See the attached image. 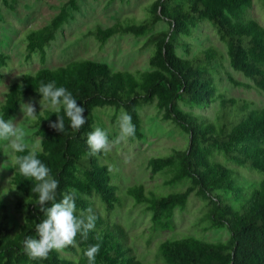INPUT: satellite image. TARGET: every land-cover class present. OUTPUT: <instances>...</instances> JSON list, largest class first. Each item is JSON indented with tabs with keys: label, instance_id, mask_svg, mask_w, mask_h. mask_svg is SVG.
<instances>
[{
	"label": "trees",
	"instance_id": "16d2710c",
	"mask_svg": "<svg viewBox=\"0 0 264 264\" xmlns=\"http://www.w3.org/2000/svg\"><path fill=\"white\" fill-rule=\"evenodd\" d=\"M2 1L11 11L17 2ZM261 1L264 8V0ZM252 5L253 0H154L146 8V17L138 22L117 21L91 31L101 44L115 34L145 37L144 44L150 47L148 68L135 71L114 70L105 62L82 58L62 66H44L46 49L61 27L73 18L72 11L79 9L77 0L62 5L47 24L28 30L25 60L38 56L42 66L23 73L8 86L0 115L8 120L25 99H42L36 91L41 81H55L57 87L63 86L72 93L78 106L85 108L86 124L78 131L72 129L63 107L56 114L51 108L36 111L32 128L34 136L39 137V148L34 150L59 181L56 202L64 192L75 189L77 214H87L91 208L97 219L86 241L77 235L78 248L52 251L44 260L30 259L23 241L29 236L36 237L35 226L45 217L38 204V194L32 191L35 182L23 177L13 162L12 201L23 214V221L14 231L9 223L8 205L0 196V264H88L83 253L89 245L97 243L101 247L95 264H148L133 253L124 226L96 211L91 196L99 195L107 211L114 209L118 197L111 182L110 166L100 160L104 152L89 155L86 143L88 133L96 127L94 110L105 106L114 107L113 120L120 109L130 114L135 135L129 141L141 140L139 110L147 104H154L161 120L188 135L184 149H173L168 155L148 159L150 176L163 172L166 184L185 180L188 184L183 190L165 196L142 184L128 187L127 194L150 214L152 231L173 229L175 211L185 209L191 194L203 200L207 207L203 216L207 225L203 230L228 231V237L220 241L195 236L164 239L157 248L162 264H264V178L250 193L236 183V178L242 175L238 166L264 172V106L254 107L247 99L219 92L215 76L208 68L215 71L213 62L224 56L214 46L188 58L176 52V47L181 46L189 54L184 37L193 36L200 23L207 21L226 47L229 66L251 83L229 74L228 81L234 87L255 88L264 94V26L248 15ZM160 21L167 28L154 31ZM10 59L8 53L0 51V82L4 78L2 68ZM216 102L218 108L213 118L195 111ZM57 115L64 117L62 133L49 127ZM27 153L28 150L14 151L15 156ZM223 195L234 196L237 201L244 199L236 208Z\"/></svg>",
	"mask_w": 264,
	"mask_h": 264
},
{
	"label": "rangeland",
	"instance_id": "374dc122",
	"mask_svg": "<svg viewBox=\"0 0 264 264\" xmlns=\"http://www.w3.org/2000/svg\"><path fill=\"white\" fill-rule=\"evenodd\" d=\"M69 0H17L14 10H9L0 0V51L10 55L7 66L2 68L4 74L0 82V105L4 100L8 86L18 81L21 75L27 71L34 72L42 65L38 56H32L25 60V35L30 29H37L47 24L58 13L60 7ZM154 0H77L79 9L72 11L73 18L56 33V38L46 49V67H57L67 64L75 59H90L107 63L114 70H131L148 68L150 47L145 46V37H135L130 34H115L104 44H101L92 34L97 26L107 27L117 21L130 20L136 22L147 15L146 8ZM248 15L259 21L264 26V8L261 0H253V5ZM133 19V20H132ZM128 22V21H127ZM167 24L160 21L154 31L166 29ZM189 44V54L185 48L176 47V52L181 57H191L198 51L208 46H214L223 54L222 60L213 62V67L208 68L213 72L220 93L230 97L244 98L251 101L254 107L264 106V94L255 88L245 89L234 87L228 81V74L235 79L251 83L239 71L229 66L226 57V47L219 40L218 34L212 24L205 21L200 23L193 36L184 37ZM41 98L31 97L25 99L22 104L33 102L36 111L49 109L47 102L43 109L39 101ZM217 102L204 110H196L213 118L217 110ZM123 109L118 112L117 118L112 119L114 107L105 106L96 108V126L109 130V140L112 141L118 135L117 119ZM142 118L141 140L121 142L114 145L108 152H104L100 160L110 166L111 182L116 187L118 201L111 211H107L100 196L93 195L94 207L98 213L108 218L111 222L121 223L128 233V243L138 259L148 264H162L158 255V245L164 239H176L187 236H195L208 241H220L228 237L225 228L204 231V212L207 210L205 202L191 194L184 210H176L173 216V229L152 231L150 227V214L146 212L142 204L127 194V188L135 185H144L157 195H168L172 192L183 190L188 181L179 183H164L165 174L159 172L150 176L148 159L154 156H165L173 149H184L188 143V135L168 121L161 120L154 104L143 105L139 110ZM14 124L22 128L26 133V141L33 149L39 148V137L34 136L32 128L33 120L24 117L19 111L12 117ZM14 150L7 141H0V196L7 205L9 223L16 231L23 221V214L18 212L12 201L13 189L11 176L13 173ZM218 160L223 161L218 156ZM226 162V161H225ZM233 166V165H232ZM241 176L236 178V183L243 190L250 191L258 186L264 178V172L251 170L249 167L238 166ZM222 198L234 207L239 208L240 202L231 195H223ZM69 255L70 254H66Z\"/></svg>",
	"mask_w": 264,
	"mask_h": 264
},
{
	"label": "clouds",
	"instance_id": "9594fccd",
	"mask_svg": "<svg viewBox=\"0 0 264 264\" xmlns=\"http://www.w3.org/2000/svg\"><path fill=\"white\" fill-rule=\"evenodd\" d=\"M36 91L42 97L39 101L41 109L45 102L55 114L63 107L66 117L70 121V127L74 130L78 131L86 124V118L83 115L85 108L78 106L77 100L65 87H57L55 81L48 83L41 81ZM21 111L24 117L32 119H35L37 114L35 105L31 101L22 104ZM13 120V118L5 120L0 115V141H7L15 152L28 150L26 155L15 156L14 163L18 166L23 177L35 182L32 191L38 194V204L45 217L35 226L36 237L29 236L23 241L25 253L32 260H44L52 251L62 252L68 247L78 248L77 235L81 237L82 241L87 240L89 231L95 228L96 215L91 208L87 210V214L84 212L77 214L75 189L64 192L62 199L56 202L59 181L50 174V168L37 158L36 151L26 141L27 133L17 127ZM117 126L118 135L112 141L109 140V130L99 126L88 133L86 143L89 155L108 152L114 145L127 142L130 137L135 135V125L132 123L131 115L127 112H121L117 119ZM49 127L58 133L64 132V117L57 115V120L50 121ZM49 204L50 206L45 207ZM100 247L101 245L97 243L89 245L84 251L83 254L87 258L88 264H95Z\"/></svg>",
	"mask_w": 264,
	"mask_h": 264
}]
</instances>
